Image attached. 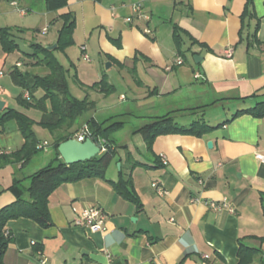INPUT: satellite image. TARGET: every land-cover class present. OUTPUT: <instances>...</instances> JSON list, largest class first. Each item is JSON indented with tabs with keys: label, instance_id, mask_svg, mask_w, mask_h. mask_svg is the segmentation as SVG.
Returning a JSON list of instances; mask_svg holds the SVG:
<instances>
[{
	"label": "crops",
	"instance_id": "crops-1",
	"mask_svg": "<svg viewBox=\"0 0 264 264\" xmlns=\"http://www.w3.org/2000/svg\"><path fill=\"white\" fill-rule=\"evenodd\" d=\"M135 4L148 19L134 13ZM67 13L74 19L71 45L78 44L79 56L85 45L86 60L96 55L107 68L116 66L130 83L129 97H121L127 105L123 114L135 109L141 114L130 121L133 128L119 143L111 134L125 129L128 121L107 134L115 154L103 176L62 182L49 192L50 225L24 216L7 220L4 233L10 240L0 264H238L241 242L257 250L248 264H263L264 162L255 153H264V115L233 114L264 100V0H66L58 8H49L44 0H1L0 27L16 29V41L33 29L45 41L33 37L25 43L53 51ZM30 15L35 23L27 20ZM226 48H232L230 56ZM57 61L67 73L69 68ZM15 67L40 76L50 70L20 45L4 51L0 40V116L11 108L24 112L34 120L36 134L41 112L33 108L40 115L32 117V108L19 105L22 89L11 76ZM38 67L43 73L33 72ZM92 67V81L82 80L76 67L80 86L104 94L90 86L105 79L113 93L107 73ZM87 113L77 118L72 131L90 118L109 123L121 115L100 119L96 103ZM165 115L178 125L203 120L213 128L200 135L159 133L146 140L139 129ZM37 139L52 146L53 136L51 141ZM24 142L14 118L0 121V154L20 150ZM54 156L0 161V209ZM121 175L130 178L137 203L116 188ZM158 187L165 192L159 194ZM193 196L201 201L191 202ZM209 201L226 206L214 210ZM88 206L105 213L102 230L73 224Z\"/></svg>",
	"mask_w": 264,
	"mask_h": 264
},
{
	"label": "trees",
	"instance_id": "trees-1",
	"mask_svg": "<svg viewBox=\"0 0 264 264\" xmlns=\"http://www.w3.org/2000/svg\"><path fill=\"white\" fill-rule=\"evenodd\" d=\"M1 1V0H0ZM10 1V0H7ZM49 8L62 7L66 0H44ZM63 24L58 32L57 49H64L73 43L74 19L67 13L62 16ZM16 29L13 27H0V40L4 51H12L19 48L16 41ZM32 52L26 55L34 57L37 64L49 68L50 73L45 76L28 73L26 71L15 69L11 76L22 91L17 95L19 105L24 108H36L40 110L41 116L37 123L49 129L53 136L52 147L54 149V158L46 166L36 170L28 176L29 186L23 188L20 184L18 194L13 202L3 206L0 209V258L1 254L9 242V236L4 233V226L8 219L20 216L30 217L42 226L51 224L47 197L49 192L62 182L76 181L81 178L91 176H103L108 164L112 161L115 154L114 145L107 140V134L122 125L121 121L97 122L90 118L87 121L91 136L106 137L104 146L105 150L101 151L91 159L77 163L66 164L58 157L57 146L61 141L72 138L77 130L72 131V126L76 123L77 118L83 114L95 110V102L88 96L78 99L68 91L66 71L57 61L54 52L41 47L38 43H32ZM100 93L109 94L113 91V85H110L102 79L90 86ZM41 90L42 94L37 95ZM27 92L28 97H24ZM51 100V107L48 108V101ZM248 113L253 116L264 115V100L259 101L256 105L237 110L233 114ZM14 118L20 130L22 131L25 142L20 150L8 154H0L1 164L9 161H28L39 149L36 148L39 140L35 137L32 130L34 120L28 117L24 112L11 108L0 116V121ZM67 123V124H66ZM66 124V126H65ZM213 128L203 120H195L189 125H178L174 123L169 115L161 116L139 129L144 138L151 141L159 133H181L200 135L203 131ZM21 183V180L18 181ZM18 183V184H19ZM118 191L125 197L137 203L136 198L130 191V178L123 175L115 184ZM264 238V237H263ZM256 248L240 243L238 250L239 263L248 264L252 260V255ZM264 264V262H263Z\"/></svg>",
	"mask_w": 264,
	"mask_h": 264
},
{
	"label": "rangeland",
	"instance_id": "rangeland-1",
	"mask_svg": "<svg viewBox=\"0 0 264 264\" xmlns=\"http://www.w3.org/2000/svg\"><path fill=\"white\" fill-rule=\"evenodd\" d=\"M32 16H34V15H30V17L27 18V20L30 23H35ZM20 35H21V39H18L17 41H18V43L22 49V52H24V53L33 51V47L26 44L25 39L30 40L33 37H34V39H38L41 41H45V39H46L40 33H38L36 35V33L33 29H29L24 34H20ZM84 47H85V45H84ZM53 52H54L55 56L57 57V59L63 65H65V67L69 68L68 72L66 73V79H67V83H68V90H69V93L71 95H73L74 97H76L78 99H83L84 97L88 96L90 99L94 100L96 103L97 111H98V117L100 119H104V118L109 117L110 115L120 113L121 115L113 116V118H111V121H115V120H120V121L126 120V121H128L126 126H125V129L120 130V131H116V132L111 134V137L115 138L119 143L121 141L122 136L124 134H127L129 129L133 128L134 124H131L130 121L134 120L136 122L135 115H137L138 113L141 114L140 109H135L134 114H132V115L123 114L124 108H126L127 105L125 104V100H123L121 97H122V95L129 97V94H130L129 93V87H128V84H130V83L128 82L125 75H123V77H122L120 71L117 69L116 66H112V67L107 68L105 65L106 62L101 64L96 55H90L89 60H86V58L83 57V53H82V57H80L78 54V52H79L78 51V44L70 45V46L66 47V50L56 49V50H53ZM85 53L88 56V53L86 51H85ZM88 58H89V56H88ZM92 64H93V66H98V68L100 69L98 71L102 70V71H105L107 73L108 79H110V81L115 85V91L113 93L104 95V94H97L94 92L91 93L90 91L87 92L76 81V79H75L76 77H74V74L76 73V67L78 68V65H79V68H78L79 75L81 76L82 80L92 81L91 79H95L93 74H92V68H93ZM75 65H77V66H75ZM42 71H43V68H40V67L33 69V72H36V73H43ZM83 75H84V77H83ZM17 94H18V92H16V94H14V96ZM51 103H52L51 100H49L48 101L49 107H51ZM11 105L13 107L18 106L16 101H13ZM28 114L32 117H39L40 112L38 110L32 108V109H29ZM90 114L91 113H87L84 117L87 118V117H89ZM66 124H65V126H66ZM37 125L35 126L36 134H37V135L36 134L35 135L37 136V138L45 136L48 138L49 141H51L52 136L49 134L47 129H44L45 127H42L40 125L37 126ZM72 127H74V126H72ZM52 152H54V149L51 146V147H47L46 149L39 150L38 152H36L34 154V156H39V155L44 156V155L50 154Z\"/></svg>",
	"mask_w": 264,
	"mask_h": 264
},
{
	"label": "built area",
	"instance_id": "built-area-1",
	"mask_svg": "<svg viewBox=\"0 0 264 264\" xmlns=\"http://www.w3.org/2000/svg\"><path fill=\"white\" fill-rule=\"evenodd\" d=\"M134 13L138 16H143L145 19L149 18V16L147 14H144L142 12V8L140 7L139 4L134 5ZM130 19H131L130 17L125 18L126 21H130ZM45 31H46V29H43L42 33H45ZM81 50L83 53V57L88 59V56L85 53V47L84 46H81ZM224 53L226 56H230L232 54V48H226ZM177 63H181V60H177ZM17 65H19V63H17ZM24 97H28L27 92L24 94ZM90 136H91V132H90L89 126L87 124H83L75 132L73 138H75L79 141H84L86 138H88ZM100 142L102 145L101 151H103V150H105V146H104L105 140L103 139ZM47 145H48L47 141L38 142V144L36 145V148L39 150L45 149V148H47ZM255 157L259 161L264 162V153L256 152ZM162 161H163V163H166V160L164 158H162ZM164 192H165L164 190H162L158 187V193L159 194H163ZM190 201L191 202H200L201 200L199 197L193 196L192 198H190ZM206 203L211 208H213L214 210H220L224 206H226V203L224 201L223 202L209 201ZM229 210L232 211V208H229ZM105 218H106V215L101 208L96 207V206H88V207L82 208L79 211V213L73 219V224L77 225V226H80V225L87 226L88 228H90L93 231L102 230L103 226H104Z\"/></svg>",
	"mask_w": 264,
	"mask_h": 264
},
{
	"label": "water",
	"instance_id": "water-1",
	"mask_svg": "<svg viewBox=\"0 0 264 264\" xmlns=\"http://www.w3.org/2000/svg\"><path fill=\"white\" fill-rule=\"evenodd\" d=\"M193 59L197 61L198 56L194 55ZM2 105L3 102L0 101V108ZM211 145L212 142L208 141L207 146L211 147ZM101 147V142L96 136H90L84 141H79L72 137L61 141L57 146V151L64 163L72 164L91 159L101 152ZM117 165L119 166V164Z\"/></svg>",
	"mask_w": 264,
	"mask_h": 264
}]
</instances>
